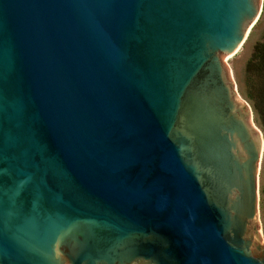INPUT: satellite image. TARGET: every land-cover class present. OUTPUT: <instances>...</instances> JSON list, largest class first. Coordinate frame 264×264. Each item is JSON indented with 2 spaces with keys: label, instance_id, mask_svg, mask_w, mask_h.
I'll return each instance as SVG.
<instances>
[{
  "label": "water",
  "instance_id": "1",
  "mask_svg": "<svg viewBox=\"0 0 264 264\" xmlns=\"http://www.w3.org/2000/svg\"><path fill=\"white\" fill-rule=\"evenodd\" d=\"M260 0H0V264H264L263 136L223 62Z\"/></svg>",
  "mask_w": 264,
  "mask_h": 264
},
{
  "label": "rangeland",
  "instance_id": "2",
  "mask_svg": "<svg viewBox=\"0 0 264 264\" xmlns=\"http://www.w3.org/2000/svg\"><path fill=\"white\" fill-rule=\"evenodd\" d=\"M260 14L249 31L244 43L240 48L230 56H224L223 62L226 65L227 71L231 75L238 95L245 101L252 113L253 125L261 132L264 142V131L262 127V122L259 119L258 114L253 108V101H251V96L253 93V84L257 77L251 78V69L255 72L257 71V60L258 53H264V0H260ZM254 58V59H253ZM264 190V144L261 159L259 162L258 171V192H259V219L261 224V238L264 243V215L262 213V199Z\"/></svg>",
  "mask_w": 264,
  "mask_h": 264
},
{
  "label": "trees",
  "instance_id": "3",
  "mask_svg": "<svg viewBox=\"0 0 264 264\" xmlns=\"http://www.w3.org/2000/svg\"><path fill=\"white\" fill-rule=\"evenodd\" d=\"M257 65V71L255 70L254 72L252 69L250 71V74L252 76L251 78L257 77V80L252 82L253 93L251 96V101H253V108L262 122V127L264 131V53H261V51H259L258 53ZM262 193L263 199L261 201V209L264 215V190Z\"/></svg>",
  "mask_w": 264,
  "mask_h": 264
}]
</instances>
